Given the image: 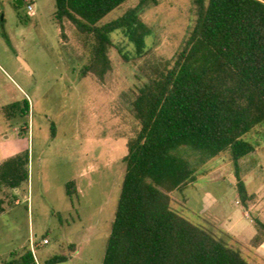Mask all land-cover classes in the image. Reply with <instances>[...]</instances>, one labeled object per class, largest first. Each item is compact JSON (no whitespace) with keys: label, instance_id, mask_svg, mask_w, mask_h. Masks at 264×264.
Instances as JSON below:
<instances>
[{"label":"rangeland","instance_id":"rangeland-1","mask_svg":"<svg viewBox=\"0 0 264 264\" xmlns=\"http://www.w3.org/2000/svg\"><path fill=\"white\" fill-rule=\"evenodd\" d=\"M23 1L20 7L13 0H0V163L21 152L30 158L28 183L19 194L15 193L19 204L6 205L0 214V258L31 251L33 243L41 264L61 254L73 256L65 264H103L120 199L127 145L136 134L131 103L134 92L146 82L139 69L147 62L174 59L194 25L193 1L150 0L141 15L153 31L148 57L136 60L133 44L122 34H113L114 47L109 52L112 70L103 81L94 75L83 77L90 48L71 24L65 23L64 29L56 24V1ZM141 1L129 0L103 24ZM28 5L33 6V16L28 14ZM13 100L21 108L28 101L29 115L9 120L3 108ZM263 132L255 130L248 139L263 148ZM254 159L246 167L254 166L263 179L264 151ZM246 167L239 173L243 174ZM234 173L228 156L223 155L204 167L197 182L221 199L225 217L231 216L245 229L250 228L253 221L264 218L251 206L240 205L235 190H227L230 178L237 184ZM73 181L77 185L72 203L66 185ZM197 182L171 195L172 208L193 225L207 228L225 240L250 264H264L251 247L255 230L251 234L248 229L247 235H254V239L242 243L226 234L224 226L210 221L208 213L202 214ZM259 184L253 181L248 190L264 197ZM3 194L0 189V197ZM243 210L250 220L244 218ZM44 239L49 244L42 245Z\"/></svg>","mask_w":264,"mask_h":264},{"label":"trees","instance_id":"trees-1","mask_svg":"<svg viewBox=\"0 0 264 264\" xmlns=\"http://www.w3.org/2000/svg\"><path fill=\"white\" fill-rule=\"evenodd\" d=\"M55 1L56 24L60 29L71 24L90 48L83 77L94 75L103 81L112 70L109 52L116 33L133 44L136 60L148 57L153 31L141 15L150 0L105 24L103 20L129 0ZM192 1L194 25L174 59L147 62L139 69L146 82L131 103L136 134L127 145L103 264H250L215 233L177 213L171 195L197 182L209 162L227 155L241 203L246 206L253 199L239 167L261 148L248 137L255 130L264 131V0ZM29 112L28 101L23 108L20 104L4 108L9 120ZM29 162L25 152L5 161L0 187L22 189L29 180ZM76 185V181L66 185L72 203ZM3 211L0 200V214ZM255 226L253 243L259 246L264 242V223L256 220ZM71 259L61 254L44 264ZM2 264L37 262L27 251L11 254Z\"/></svg>","mask_w":264,"mask_h":264},{"label":"crops","instance_id":"crops-1","mask_svg":"<svg viewBox=\"0 0 264 264\" xmlns=\"http://www.w3.org/2000/svg\"><path fill=\"white\" fill-rule=\"evenodd\" d=\"M12 104H19V103H18L17 100H13L12 103L9 104V105H12ZM9 105H7V106H9ZM7 106H5V107H7ZM262 149L259 150L257 153H254L250 157L246 158L245 160L241 161L239 170L241 171L243 166L246 167V164L248 163V161H250L254 157H255V159H256V157L258 158V153H261V151H264V147ZM11 158H13V157H11ZM256 161L259 163V160H256ZM4 162L0 163V167H1V165ZM239 176L244 181V183H245V185L247 187V190H248V186L252 185L253 181L254 182L259 181L260 182V184H259V188H260L259 192L262 193L264 191V181H263L264 178L260 179L261 176H259V174L256 173V170H254V166L253 167L252 166L246 167L245 170H244V173L243 174L239 173ZM230 179H231V184H229V187H228L227 190L228 191L229 190H235L236 191V187H235L236 186V182H234L232 178H230ZM223 180H225V178H223L222 181ZM197 188L200 189V192H198V193H201V195H202V201H201L202 202V207H203V209L201 211L202 214L205 215L206 213H208L209 214V218L208 219L210 221H212L213 223H215V224H217V225H219L221 227L224 226L223 228L225 229L224 231H225L226 234L231 235L235 240H237L239 242H242V243H246V242L250 241L251 239H254L257 236V228L255 226V221L252 222V224H254V225H251L250 228H246L245 229L244 226H242V224L239 222V220L233 219L231 216L225 217V215H223V213H222L223 205H221L222 204L221 199H217L216 197H214V196L210 195L209 193H207L204 190L205 186L201 185L198 182H197ZM0 189L4 190L3 197H0V200L2 201V208H3L4 211H5L4 207L6 205L12 206L13 204H16V205L19 204V200L15 198V193L19 194L21 192V189L20 190H14V191H9V190L4 189L2 187H0ZM248 192H249V190H248ZM249 194L253 196V199L251 201H249L246 206H243V204H240L238 202V200H237V202L240 205H242L243 207H245V208H248L249 206H251L254 209V211L258 214V216L264 218V197L261 196V194L258 195V193H256V192H254V193L249 192ZM260 196L263 197V198L260 199ZM238 198H239L238 193H236V199H238ZM258 198H259V203H256V199H258ZM260 200H261V202H260ZM215 208H216V211H212ZM243 216H244V218L246 220H250V215H248L247 211L243 210ZM260 222L264 223V220L263 221L260 220ZM248 229H249V231H251V234L253 233V230H255V236L253 235L254 238H253L252 235H249L251 237H249L247 235L246 231ZM251 247L254 249V255L256 257L258 256L259 258L264 259V242L261 245H259V246H254L253 245ZM31 253H32V247H31ZM17 254H19V253H17ZM23 254L21 253L19 255H23ZM8 258H6V259L0 258V264H2ZM36 258H37V261H38L37 264H41V262L38 259L37 249H36ZM72 259H73V256H72Z\"/></svg>","mask_w":264,"mask_h":264},{"label":"built area","instance_id":"built-area-1","mask_svg":"<svg viewBox=\"0 0 264 264\" xmlns=\"http://www.w3.org/2000/svg\"><path fill=\"white\" fill-rule=\"evenodd\" d=\"M27 9H28V14L30 16H33L34 15L33 6L32 5H28ZM47 244H49V240L44 239L42 245H47ZM32 254H33L35 260L37 261V258H36V246L33 243H32ZM37 263H38V261H37Z\"/></svg>","mask_w":264,"mask_h":264},{"label":"water","instance_id":"water-1","mask_svg":"<svg viewBox=\"0 0 264 264\" xmlns=\"http://www.w3.org/2000/svg\"><path fill=\"white\" fill-rule=\"evenodd\" d=\"M14 3L17 5V6H24V1L23 0H13ZM22 64L25 66V68H29V66L25 63V61L21 60ZM30 69V68H29Z\"/></svg>","mask_w":264,"mask_h":264}]
</instances>
